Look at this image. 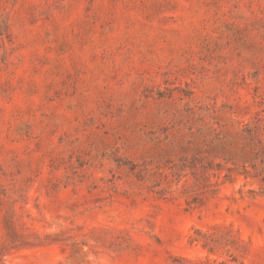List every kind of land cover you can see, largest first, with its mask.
Listing matches in <instances>:
<instances>
[{"label":"rangeland","instance_id":"obj_1","mask_svg":"<svg viewBox=\"0 0 264 264\" xmlns=\"http://www.w3.org/2000/svg\"><path fill=\"white\" fill-rule=\"evenodd\" d=\"M0 264H264V0H0Z\"/></svg>","mask_w":264,"mask_h":264}]
</instances>
